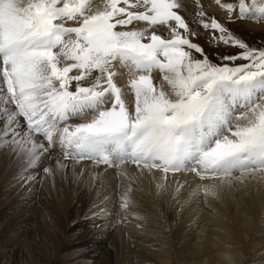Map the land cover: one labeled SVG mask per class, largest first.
I'll return each instance as SVG.
<instances>
[{"label":"snow or ice","instance_id":"snow-or-ice-1","mask_svg":"<svg viewBox=\"0 0 264 264\" xmlns=\"http://www.w3.org/2000/svg\"><path fill=\"white\" fill-rule=\"evenodd\" d=\"M215 2L229 21L264 20V0ZM183 7L0 0V145L20 158L24 183L55 175L54 151L61 173L83 161L165 179L190 172L211 182L197 189L205 198L264 176V43L253 47L200 7L212 43L237 49L210 56ZM129 192L118 197L124 210Z\"/></svg>","mask_w":264,"mask_h":264},{"label":"bare ground","instance_id":"bare-ground-1","mask_svg":"<svg viewBox=\"0 0 264 264\" xmlns=\"http://www.w3.org/2000/svg\"><path fill=\"white\" fill-rule=\"evenodd\" d=\"M98 2L99 0H94V3ZM204 2L209 3L208 0H205ZM157 75L158 74H156L155 81L157 80ZM124 82H127V78L124 80ZM0 149H2L0 150V168L6 165V169L10 172L6 177L3 176V179L1 178L0 180V264H140L138 263V259L143 258V256L146 254V251L141 249V244L146 242L148 238L143 235L144 238H142V240L135 241L133 239V233L136 229V225L145 227L146 223L144 222L143 224L142 221H145L146 219L138 221V219L136 220L134 217H130V215L124 213L122 211L123 209H121L119 205L120 203L116 204V197H112V192L114 191L113 189H115V187L119 186V182L114 179V182L110 184L108 188H106L108 191H105L102 199L95 200L91 203L89 198V192H92V190H94V188L89 187V174L91 170H97L98 175L103 178L107 174L112 175L115 172L122 171L126 168L136 169L135 166L126 164L123 165L120 169H115L103 165L96 166L85 161L76 164H70L68 170L71 174L76 175L78 178L76 177L77 180L75 181L73 179V182H71L72 184L69 185L67 189L64 187L61 188V186H57L58 183H56V180V184H54V180H52L54 178L50 176L49 179L51 181H48L50 183L49 188H52L53 191H57V193L55 194H59L58 199H56L58 201L57 205L60 206L62 205V203L67 202V209L65 208L66 212H64L63 214L64 226L62 223V227V221H60L59 218H54L52 212L49 213L51 211L49 207H44L46 202L43 203L41 202L42 200H40V194L42 192V190H40L42 188L41 179L43 178L45 173L41 170L39 172L38 180H30L28 183H24L22 181V177L26 174V170L21 166L20 158L13 153L11 148H5L3 145H0ZM54 152L50 161L46 164L47 167H51L52 161L57 162L58 158H60V154H58V151H56L55 153ZM7 153L8 155H5ZM31 171V169L27 170V172ZM81 171H83L86 175H82ZM143 172L147 173V176H152V180L154 182H157L156 178L161 177L158 173V170H154L151 173L147 170H144ZM143 176L144 179H146L145 175ZM172 176L173 177L171 178L175 180L174 182H176V180H192V176L189 172H177L176 175ZM168 179L170 182L169 177L166 180ZM196 180L200 181L199 179ZM192 181L195 182L194 180ZM260 182L264 190V176L262 175H257L255 176V178L245 179L243 184L254 183V187L257 188V186L259 187L258 184H260ZM98 184L99 183L96 181V183L94 184L95 188L98 187ZM100 184L99 186H101ZM178 188L179 186H176L175 190H173V193L176 196L175 200L169 201V203L167 202L168 204L166 203V208H164L163 210L160 207L159 208L161 210L158 209V207L156 206L158 210L143 212L142 209L139 208L142 212V215L143 213H149L153 218V220L151 218L147 220L149 224L148 226H146L147 230L150 231V233H153L152 235L156 233L157 237L160 238V236L162 235L160 229L165 227V223L168 222L169 224H173L179 219L180 215L177 205H179L180 201L186 196L187 190L189 188L187 186H185L184 188ZM136 189H134V191ZM169 190L170 189H168V191ZM254 191H256L257 193L255 194L256 196H250V199H248V201L250 200L251 202H249L250 206L248 203L246 211L241 214L244 219H252V208L257 204L256 202L261 199L259 188ZM135 193L139 194V197L145 198L144 192L138 193V191H136ZM256 198L258 200H256ZM62 200H64V202ZM175 205L177 209L174 208ZM213 205H211L208 201L203 202L201 206L199 204L198 208L196 207V211L198 210L200 212H203L204 216L207 218L213 217L217 220H220L221 218L226 217L224 216L225 212L223 210H221L220 208L218 209L215 204ZM40 207H42V209L40 215H38L37 212L39 211ZM162 212L165 215V218L167 220L166 222H163L160 218L161 215L159 213L163 215ZM200 212H198L197 214H199ZM140 215L141 214H138L137 218ZM38 216H41L42 218L38 219ZM257 220L261 222V224L259 223V230L256 231L257 234L261 233L260 235H258V237L259 241L262 243L264 241V213L260 214L257 217ZM247 222L248 221H246V223ZM189 223L190 222H188V224ZM43 227L47 230L46 234L41 232V229H43ZM261 227H263V231L260 230ZM212 228L209 229L212 230ZM49 229L53 230L54 232L49 233ZM210 230H202L201 227L200 231L198 229L195 232H191V236L198 235V237H200L199 235H202V237L207 240L208 236L212 237V235H210ZM215 234L217 233L215 232ZM190 239L191 241H193V238ZM196 239L198 241V238ZM211 240H214L213 242L217 244L219 243V240L215 238H212ZM190 242L187 241V243ZM227 243L228 242H226V244ZM237 247L238 246L235 244H228V246H225V250H223V252L217 254V261L216 259L212 260L213 256L211 257V264H237L236 259H240L243 257V253H241L240 251H236L238 250ZM256 247L259 246L256 245ZM256 252H258L257 249ZM259 252H261V254L256 257L255 261L252 264H264V246ZM212 254L213 253H211V255ZM201 263L204 264V260L202 261L200 259L198 261H194L193 264Z\"/></svg>","mask_w":264,"mask_h":264},{"label":"rangeland","instance_id":"rangeland-1","mask_svg":"<svg viewBox=\"0 0 264 264\" xmlns=\"http://www.w3.org/2000/svg\"><path fill=\"white\" fill-rule=\"evenodd\" d=\"M204 1L205 0H181V3L184 5L183 9L181 10V15L184 16L186 22L189 24L190 29H192L194 32H197L199 34L198 38L194 42H198L210 56L217 53H224V54L233 53L237 51V49L225 46L223 43H219V44L212 43L213 33L211 32V30H205L199 22L200 17L197 15V13L200 7H202L203 11L206 13L207 18L215 17L221 23L225 24V26L228 27L233 33L242 37L246 42H248L253 47H256L261 43H264V20L234 19V21H229L230 14L227 11H225L220 5L216 4L215 0H208L209 3ZM259 2L260 0H258V3ZM222 3L236 4L238 3V0H222ZM158 34L167 35V33L163 29H160L158 31ZM157 76H158L157 80L154 82L158 84L160 83L159 80L160 78L159 75ZM121 83H126V82H124L123 80ZM127 99L130 105L134 103V97L132 94L129 93ZM58 154L60 153L58 152ZM5 155H8V153ZM85 162H89V161H85ZM51 168L53 169L54 172L56 171L55 175L52 176L54 178L52 180H54L53 181L54 184L58 183L57 186L59 187L61 186V188L64 187L67 189V187L72 184L71 182H73V179L75 181L78 178L76 175L71 174L68 168L65 169L63 173L57 170L56 161H52ZM81 172L82 175H86L83 171ZM91 172L89 174V179H90L89 187L94 188L92 192L91 191L89 192L90 194L89 198L91 203L94 202L95 200L102 199L103 195L105 194V191L106 192L108 191L106 188H108L110 184L114 182L115 179L119 182V186L115 187V189H113L114 191L112 192V197L113 198L116 197L115 198L116 204L120 203V200H118L117 198L119 196H122L125 192H129L130 189L129 192L130 201H131L130 207L127 210L123 209L122 211L130 215V217H134L136 220L138 219V221H142L143 219H146L145 221L144 220L142 221L143 224L144 222L146 223L145 227L141 225L138 226L136 225L135 226L136 229L133 233L134 236L133 239L135 241L142 240L144 236L148 238L146 242L141 244V249L145 250L146 254L143 256V258L138 259L139 260L138 263L140 264H193L194 261H198L200 259L202 261L204 260L205 262L204 264H211L212 260L216 259L217 261L218 259L217 254L223 252V250H225V246H228V244L237 245L238 250L236 251L237 252L240 251L241 253H243L242 258L236 259L237 264L239 263L252 264L255 261L256 257L259 256V254H261V252L259 251L264 246V241L261 243L258 237V235H260L261 233L257 234V231L260 228L259 225L261 224V222L257 220V217L260 214L264 213V190H263V186L261 185V182L260 184H258L259 187L257 186V188L254 187L255 185L254 183H245V184L235 183L232 186L226 185L225 187L219 188L218 195L216 197L209 196L205 198L202 194L197 192V189L201 185V183H207L210 181H205V182L198 181L196 179L199 178L190 172L189 173L192 177L191 176L189 177H191L192 180H194L195 182H193L192 180L189 181L176 180L178 185L176 182H174L175 180L171 178L173 177L172 175H176V173H172V172H169L167 174V178L168 177L170 178V182L169 179L166 180L167 178L166 179L164 178V175L160 171H158V173L161 177L156 178L157 182L156 181L154 182L152 180V176L150 175L147 176L148 175L147 173L132 168H126L122 171L115 172L112 175L107 174L103 178L98 175L97 170H91ZM121 172H123V175L120 174ZM9 173H10L9 170L6 169V165L2 166L0 168V180L1 178L3 179V176L6 177L7 174ZM143 175H145L146 179H144ZM49 178L50 176L45 174L41 179L42 188L40 190H42V192L40 194L41 196L40 200H42L41 202L43 203L46 202L44 207L46 206L49 207V209L51 210L49 213L52 212L54 218H59L60 221H62L61 226L62 223L64 226L63 214L64 212H66L65 210L67 209L66 207L67 202L62 203V205L60 206L57 205L58 201L56 199H58L59 194H55L57 193V191H53L52 188H51L52 190L49 188L50 186L49 182L51 181ZM96 181L99 184L102 183L100 184L101 186H99L98 184V187L95 188L94 184L96 183ZM173 182L176 184H174ZM133 186L136 187L137 189L134 188ZM176 186H179V188L181 187L184 188L185 186H187L189 189L187 190L186 196L180 201L179 205H177L180 216L176 222H174L173 224H169L168 222H166L167 220L165 218L164 213L162 212L163 215L159 213L161 215L160 216L161 220L167 223V224L165 223V227L160 229L162 235L159 238L157 237L156 233L154 234L155 236L152 235L153 233H150V231H148L146 227L149 224L147 220L150 218L153 220L152 216L149 213L148 214L145 213L146 215L143 213L144 215L143 217L142 212L139 208H141L143 212L144 211L151 212L152 210H158L160 208H162L163 210L164 208H166L165 206L167 202L169 203V201L175 200L176 196L174 195L173 190H175ZM258 188L260 190L261 199L258 200L256 198V200H258L256 202L257 204L254 207L252 206L253 207L252 208L253 212L251 211V213H253L252 219H244V217L241 214L246 211L247 205L250 202V200L248 201V199H250V196L252 195L256 196L255 194L257 193L254 190ZM134 189L136 190L134 191ZM168 189L170 190L168 191ZM136 191H138V193L144 192L145 198L139 197L140 195L135 193ZM62 201L64 202V200ZM207 201L210 202L211 205L215 204V206H217L218 209L220 208L221 210H223L225 212L224 216L226 217L217 220L216 218L213 217L207 218L204 216L203 212H200L198 210L196 211V207L198 208L199 204L201 206L203 202H207ZM156 206L158 207V209L156 208ZM174 208L177 209L176 205L174 206ZM41 209L42 207H40L39 211L37 212L38 215H40ZM137 212L138 214H141L142 217L140 215L139 216L140 218L139 217L137 218L138 216ZM198 212L200 213L197 214ZM37 218L41 219L42 217L38 216ZM187 220L188 222H190L189 224ZM246 221H248L249 224L248 222L246 223ZM201 227L202 230L203 229L210 230L213 227L212 230H210V235H212V237L208 236L206 240L202 237V235H199L200 237H198V235L196 234H195L196 236H191V232L193 231L195 232L198 229L200 231ZM260 230L263 231V227H261ZM41 232L46 234L47 232L46 228L43 227V229H41ZM48 232L53 233L54 231L49 229ZM215 232L217 234H215ZM190 238H193L192 239L193 241H191ZM194 238L196 241L194 240ZM196 238H198V241ZM212 238L219 240L218 241L219 243L217 244L213 242L214 240H211ZM187 241L188 242L191 241V242L187 243ZM226 242L228 243L226 244ZM254 244L258 245L259 247H256V245ZM256 249L258 252H256ZM211 253L213 254L211 255Z\"/></svg>","mask_w":264,"mask_h":264}]
</instances>
